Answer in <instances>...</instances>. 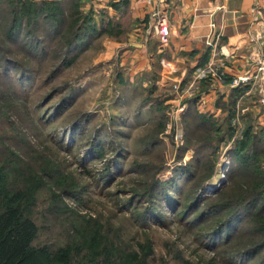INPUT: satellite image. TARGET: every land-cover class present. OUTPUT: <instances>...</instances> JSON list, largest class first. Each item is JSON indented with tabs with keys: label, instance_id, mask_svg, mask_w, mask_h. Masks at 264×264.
<instances>
[{
	"label": "rangeland",
	"instance_id": "obj_1",
	"mask_svg": "<svg viewBox=\"0 0 264 264\" xmlns=\"http://www.w3.org/2000/svg\"><path fill=\"white\" fill-rule=\"evenodd\" d=\"M4 23L0 10V171L10 170L18 187L30 189L28 212L39 232L34 244L68 249L74 264L105 248L110 264L122 257L125 264H140L141 253L150 248L148 264H223V252L238 255L250 233L219 250L208 247L197 237L200 228L184 222L180 209L154 187L179 176L178 167L194 169L199 154L201 169L191 182L196 189L203 180L197 192L216 200L226 170L236 163L229 151L245 119L232 118L227 141L198 129L187 111L192 87L172 85L168 70L131 73L120 45L109 42L118 37H109L112 30L66 51L64 32L51 30L50 21L40 19L16 41L4 38ZM28 39L41 40L46 53L29 51ZM5 55L15 64H5ZM204 141L217 143L214 167L199 147ZM185 178L183 190L191 185ZM152 192L159 194L153 210L159 218L146 214Z\"/></svg>",
	"mask_w": 264,
	"mask_h": 264
},
{
	"label": "trees",
	"instance_id": "obj_2",
	"mask_svg": "<svg viewBox=\"0 0 264 264\" xmlns=\"http://www.w3.org/2000/svg\"><path fill=\"white\" fill-rule=\"evenodd\" d=\"M81 0H0V10L4 14V38L7 40H18L21 34H29L32 28L40 25V19L50 21L48 24L54 32L63 31L66 47L64 50H70L71 46L82 42H91L103 33H108L112 27L95 17L92 10L84 11ZM114 6L120 8L122 4L112 2ZM69 20V23L66 21ZM67 24H66V23ZM102 24V25H101ZM30 29L24 31V28ZM63 34V33H61ZM41 40H26L24 45L28 50L35 54L46 53V47L40 44ZM5 64H15V59H8L4 56ZM72 58L69 59L71 61ZM68 61V62H69ZM66 62V59L64 60ZM18 66V65H16ZM24 75V74H23ZM21 78H28L27 76ZM239 88H233V96ZM198 96L192 97L189 105L193 106L187 110L189 117L195 124L203 127L206 133H214L217 141H227L231 137L234 126L232 117L234 116L233 97L227 102L226 113L220 117L221 124H217V117L199 110L196 101ZM194 109V112H191ZM254 124L250 119L245 121L243 134L239 141L229 151L236 163L226 170V181L219 191L213 197L216 200L209 199L202 192H197V187L203 185V180L198 181L195 189L192 180L196 178L195 172L200 167L197 155V164L192 167H178L179 176L158 180V189L163 191L165 199L175 210H179V215H183L182 220L195 228H200L197 237L201 239L208 247H219L222 243H229L239 234H249V242L246 246L238 250V255L234 253L223 252L221 262L223 264H264V128L258 131L254 129ZM205 140H210L208 135ZM202 142L199 146L203 149L206 157L211 162V167L215 166L217 155V143ZM207 148V149H205ZM199 163V164H198ZM17 166V164H14ZM13 173H18L12 169ZM210 173H208V176ZM10 170L0 171V264H74L71 261V253L67 249H53L48 244L36 245L34 240L38 235V225L28 212V198L32 197L29 188L17 186L15 180L10 179ZM187 177L190 187H183L182 179ZM207 180V179H206ZM169 184V185H168ZM162 189V190H161ZM164 190H166L164 192ZM184 200L182 202L181 197ZM159 194L152 192L151 202L147 207V215L153 212L154 217L159 218L154 213L156 199ZM33 198V197H32ZM156 198V199H155ZM181 201H178V200ZM180 202V203H179ZM152 210V211H151ZM219 250V248H217ZM102 253V258L97 260L98 254ZM151 253L145 251L139 257L140 264H148L147 257ZM93 257L86 256L78 264H110L112 259L104 258L110 254L108 249H99ZM137 256V254H135ZM123 260L119 264L124 263ZM96 259V260H95ZM207 264H212L208 262Z\"/></svg>",
	"mask_w": 264,
	"mask_h": 264
},
{
	"label": "crops",
	"instance_id": "obj_3",
	"mask_svg": "<svg viewBox=\"0 0 264 264\" xmlns=\"http://www.w3.org/2000/svg\"><path fill=\"white\" fill-rule=\"evenodd\" d=\"M83 2L84 10L93 9L98 20L99 15H102L105 25H111L109 37L114 33L118 37H113L109 42L120 45L122 63L125 62L131 68V73L146 75L157 72L164 75V70H168L169 75L174 76L172 85L186 83L188 86L194 79L196 68L217 57L224 78L209 73L190 85L193 90L188 95L198 96V109L215 117L226 113L224 103L233 97V119H250L255 128L264 126V104L259 101V87L264 86V80L262 82L258 68L264 59V0ZM112 2L122 6L118 8ZM159 11L165 12L169 18V40L163 44L158 43L154 30ZM211 22L216 24L214 29L220 34L215 43L216 53L213 46L205 42L211 35ZM113 52H110L111 55ZM246 74L250 75L249 80L231 84L234 75ZM234 87L239 88L235 96L232 95ZM244 124L241 123L243 127Z\"/></svg>",
	"mask_w": 264,
	"mask_h": 264
},
{
	"label": "built area",
	"instance_id": "obj_4",
	"mask_svg": "<svg viewBox=\"0 0 264 264\" xmlns=\"http://www.w3.org/2000/svg\"><path fill=\"white\" fill-rule=\"evenodd\" d=\"M215 23L211 22V35H209L205 42L211 46H213V50L216 53V40H218L220 38V34L219 31H215L214 27H215ZM155 30V35L159 38V40L163 43L169 40V18L167 17V14L165 12H158L156 14V24L154 27ZM263 50H264V44H263ZM261 65L258 67L259 68V72H260V78H262V82L264 80V59L261 60ZM219 62H218V58H214L212 60H210L208 63L204 64V65H199L196 68V73L194 75V79L193 81L189 84L192 85L194 81L199 80L201 78H204L205 76H207L209 73H213L215 74V76H217L218 78L222 79L224 78V74L222 69H220L219 67ZM250 79V75L246 74V75H234V77L231 78V84L233 85L234 83H239L242 81H247ZM261 82V84H263ZM264 86L259 87V101L260 103L264 104ZM237 120V118H235Z\"/></svg>",
	"mask_w": 264,
	"mask_h": 264
}]
</instances>
